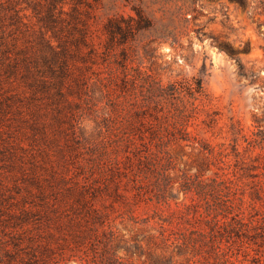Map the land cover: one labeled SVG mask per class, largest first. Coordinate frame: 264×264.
I'll use <instances>...</instances> for the list:
<instances>
[{"label": "trees", "instance_id": "1", "mask_svg": "<svg viewBox=\"0 0 264 264\" xmlns=\"http://www.w3.org/2000/svg\"><path fill=\"white\" fill-rule=\"evenodd\" d=\"M101 2L0 0V264H171L170 257L146 253L138 237L120 238L116 219L134 218L138 201L171 207L177 197L171 148L180 145L198 149L201 171L214 156L229 171L211 182L185 176L184 193L199 199L213 193L215 205L190 211L205 225L194 231L198 236L175 237L177 254L193 248L206 264H264V114L254 116L258 129L250 135L232 122L233 154L216 151L190 129L202 111L208 127L214 121L203 78L140 92L127 64L117 61L118 49L126 59L137 34L154 23L134 6L135 15L107 19L99 46ZM183 8L186 18L195 17L193 5Z\"/></svg>", "mask_w": 264, "mask_h": 264}, {"label": "rangeland", "instance_id": "2", "mask_svg": "<svg viewBox=\"0 0 264 264\" xmlns=\"http://www.w3.org/2000/svg\"><path fill=\"white\" fill-rule=\"evenodd\" d=\"M184 3L195 7V17L192 12L185 17ZM134 6L144 9L154 28L148 33L137 34L126 59L119 48L117 61L127 64L143 94L157 84L202 77L208 94L206 110L210 111L214 121L208 127L203 119L209 120V117L202 111L198 118L192 119L190 129L212 143L216 151L225 150L232 155L231 123L235 122L250 135L258 129L254 116L264 114V0H247L246 6L234 0H102L96 9L97 45H103L106 40L103 27L107 19L119 14L135 15ZM221 44L229 45L234 54L230 55ZM204 63L206 70L202 73ZM117 66L121 71V64ZM87 125L90 129L92 123L87 122ZM244 145L242 139L241 151H244ZM171 151L177 158V168L172 172L177 197L171 198V207L163 210L157 208L156 199L135 202L134 218L126 214V219H116L120 238L133 242L138 237L146 253L170 257L171 264H206L205 258L195 255L193 248L178 255L174 239L183 231L192 233L204 226L201 216L190 211H204L215 198L213 193L203 195V199L193 192L184 193L181 184L185 176L191 174H200L211 182L217 172L222 174L226 170V165L214 156L201 171L198 167L202 157L198 149L180 145L173 146ZM126 162L123 158L122 167ZM247 180L244 178L241 183L245 184ZM247 187L243 186V190L249 197ZM183 202L184 205L177 206ZM191 203L194 206L189 208ZM146 219L151 220L147 223L144 222ZM163 223L165 231L160 234ZM192 234L198 236L195 232ZM151 235L153 238L149 239ZM120 253L141 263L148 260L147 254ZM209 260L214 261V258ZM73 263L83 264L79 259Z\"/></svg>", "mask_w": 264, "mask_h": 264}]
</instances>
